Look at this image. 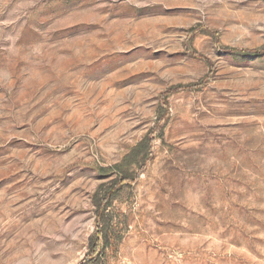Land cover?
<instances>
[{
    "label": "rangeland",
    "instance_id": "1",
    "mask_svg": "<svg viewBox=\"0 0 264 264\" xmlns=\"http://www.w3.org/2000/svg\"><path fill=\"white\" fill-rule=\"evenodd\" d=\"M0 264H264V0H0Z\"/></svg>",
    "mask_w": 264,
    "mask_h": 264
},
{
    "label": "trees",
    "instance_id": "2",
    "mask_svg": "<svg viewBox=\"0 0 264 264\" xmlns=\"http://www.w3.org/2000/svg\"><path fill=\"white\" fill-rule=\"evenodd\" d=\"M150 140H148L147 138H145L143 141H141L137 147V149H135V152L139 151L138 153H140L142 151V148H144L147 144H149ZM136 153V155L138 154ZM124 176V175H123ZM128 178V176H124L123 180L126 181ZM116 191L115 190H107V193H105V195H103L102 197L98 198V210H97V234L93 237H91V243L93 244L92 248L88 251L87 253V257L89 256V259L91 261L95 260L98 261L99 258H102V252L101 250H99V244L101 242V236L104 235V226L107 225V220L105 219L106 216H104V211H105V207H107L109 200H111L114 195H116ZM102 225H104L103 227H101Z\"/></svg>",
    "mask_w": 264,
    "mask_h": 264
}]
</instances>
